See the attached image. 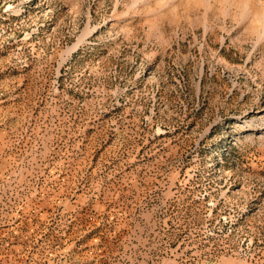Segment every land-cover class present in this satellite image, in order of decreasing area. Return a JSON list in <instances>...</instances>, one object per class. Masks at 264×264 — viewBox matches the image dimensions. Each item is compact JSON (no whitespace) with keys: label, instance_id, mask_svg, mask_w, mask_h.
<instances>
[{"label":"rangeland","instance_id":"1","mask_svg":"<svg viewBox=\"0 0 264 264\" xmlns=\"http://www.w3.org/2000/svg\"><path fill=\"white\" fill-rule=\"evenodd\" d=\"M0 264H264V0H0Z\"/></svg>","mask_w":264,"mask_h":264}]
</instances>
